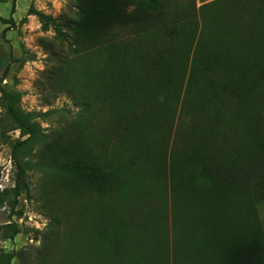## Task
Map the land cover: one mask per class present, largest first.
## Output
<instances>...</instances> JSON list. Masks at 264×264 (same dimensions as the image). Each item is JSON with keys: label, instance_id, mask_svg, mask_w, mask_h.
Here are the masks:
<instances>
[{"label": "rangeland", "instance_id": "1", "mask_svg": "<svg viewBox=\"0 0 264 264\" xmlns=\"http://www.w3.org/2000/svg\"><path fill=\"white\" fill-rule=\"evenodd\" d=\"M118 4L131 20L117 47L78 48L56 33L76 0H0V264H148L164 236L170 264L178 248L201 258L180 239L194 241L206 209L201 195L174 191L172 175L192 174L194 148L227 164L252 147V118L264 113V0ZM143 71L139 90L129 80ZM131 92L149 106L137 104L148 111L140 130L117 117L131 112ZM75 152L91 169L70 167ZM18 162L28 169L17 195ZM234 191L220 198L234 208L228 222L264 242V178ZM12 224L20 233L9 239Z\"/></svg>", "mask_w": 264, "mask_h": 264}, {"label": "trees", "instance_id": "2", "mask_svg": "<svg viewBox=\"0 0 264 264\" xmlns=\"http://www.w3.org/2000/svg\"><path fill=\"white\" fill-rule=\"evenodd\" d=\"M76 5L77 11H74L71 16L56 26V33L59 39L63 42L73 40V45L78 48L83 44V39L86 41L89 39L92 42L102 41V43L106 41V44L110 45L109 47H117L119 37L117 29L126 27L131 20V17L124 15L123 10L118 4V0H76ZM0 21L7 23L1 17ZM101 38L104 39L101 40ZM73 53L74 55L79 54L77 50L73 51ZM66 61L63 60L60 63L66 64ZM140 67H143V65ZM147 67L148 63L145 64L144 69H147ZM138 72L140 73L139 70ZM138 72L136 74L137 76L135 75L129 81L137 83L139 90H144V83L148 75L144 71L142 75H138ZM126 87L128 86L126 85ZM129 87L126 89L128 90ZM144 96L148 97L147 94ZM124 99L126 100V104L129 105L128 107H130L131 112L124 113L123 111H119L120 113L118 112L117 117H122L126 121L131 118L133 122H131L132 124L129 128L132 130H140L138 127H135L134 122L137 119V122H139V115H144L148 111H142L143 109L138 111L137 104L140 103L141 105L139 107L145 106L143 108L148 109L147 100L137 97L133 92L129 96L124 97ZM119 103L117 101L113 102V107L119 109L123 104L120 103L121 105L119 106L117 105ZM148 117V115H145L142 118L147 120ZM20 126L23 127V124L20 123ZM27 128V134L31 135L33 129L30 126H27ZM249 135L250 146L252 147L248 154L246 150H243V155L239 162L232 159L227 164H218L212 157L209 160H204L199 150L194 148L190 152V161L194 167L192 174L187 176L189 172L185 173L182 170L172 175V189L174 191H185L196 194V198H199V195H201V203L199 205L206 209L203 215L204 222H198L197 233L191 235V240L194 241H190L189 243L187 238L180 239L181 244L185 243L187 248L189 247V252L201 249L202 256H199L201 258H197L198 255H189L185 256L183 260L179 256L183 252V248H178L179 253L175 255L173 264H183L185 262V264H205L207 262L210 264H264V242L261 238L263 237V232L260 231L259 234H257L256 230L253 232H240L239 237L236 234L234 224L228 222L230 211H232V214H235L234 208H223L225 206L223 205V200L221 201L220 199L224 195L228 197L234 195V190L239 185L243 188V186H248V183H260L261 181L262 184L263 182L264 113L257 114L252 118ZM74 154L75 157L70 163L71 168L74 170L91 169L92 164H88L82 154L76 152ZM65 155L67 156L68 154L65 153ZM15 166L17 168V175L14 192L18 195L24 187L25 171L28 168L24 167L20 162L16 163ZM221 210L222 212H227V216L223 218L222 215L218 216L217 214ZM205 219H207L206 222ZM19 233V226L12 224V231L8 234V238L14 239ZM145 235L146 233H144ZM166 240L167 236H164L154 244V247L158 244V252L149 257L148 264H170L171 257L169 252L171 250L168 240L167 242Z\"/></svg>", "mask_w": 264, "mask_h": 264}]
</instances>
